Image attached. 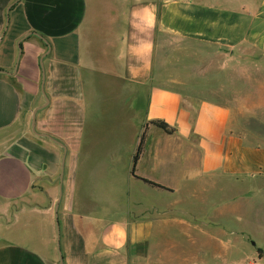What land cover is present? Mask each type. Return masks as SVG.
Here are the masks:
<instances>
[{
	"label": "crops",
	"instance_id": "1",
	"mask_svg": "<svg viewBox=\"0 0 264 264\" xmlns=\"http://www.w3.org/2000/svg\"><path fill=\"white\" fill-rule=\"evenodd\" d=\"M14 1L0 0V37ZM257 2L14 4L0 43V68L13 72L0 71V264H59L61 184L65 264H245L213 213L254 193L264 210V0ZM47 50L50 101L42 106ZM103 86L115 88L112 109ZM37 106V130L67 146L62 182L64 148L32 131ZM111 115L121 118L117 134L138 124L133 143L97 140ZM214 188L224 197L218 206ZM184 241L197 250L178 253Z\"/></svg>",
	"mask_w": 264,
	"mask_h": 264
},
{
	"label": "rangeland",
	"instance_id": "2",
	"mask_svg": "<svg viewBox=\"0 0 264 264\" xmlns=\"http://www.w3.org/2000/svg\"><path fill=\"white\" fill-rule=\"evenodd\" d=\"M257 3L259 5L261 0H258ZM219 60H222L220 56ZM103 92L108 97V100L105 103L106 107H108V109H112L114 106V101L112 98L116 94L115 88L113 86H103ZM106 120L107 127H103L101 131L95 133L97 140L110 141L120 135L122 141L126 142L127 144L133 143L134 134L139 129L137 123L133 124L125 132H119V134H117L115 132V125L119 124L121 118L111 115L108 116ZM213 191L217 194H214L215 196L212 198V203H216L218 206L222 203L223 196L219 194L221 192H219L218 188H214ZM238 193L239 192L237 189L227 191V194H229V196L233 194L235 199L238 198L235 196ZM227 199L229 198L227 197ZM191 209L193 210L192 207ZM2 216L3 215L0 212V219ZM213 216L218 217V220L221 219L226 221L225 223L228 231L225 230V232H228V234L225 236V239L228 244L233 247L235 259L241 260L245 264H261V256L264 255V210L261 208V193H254L250 199L243 200V202H240L232 210L225 213L217 211L213 213ZM10 219L11 214H9V216L7 215L6 217L7 221ZM261 227L263 228L261 229ZM231 229L233 231L232 234L230 233ZM174 233L175 231L171 230V236H173ZM186 239H189V237L186 236ZM196 248L197 247L190 245L187 241H184V243H180L177 252L180 254L185 253L187 256L193 254L195 250H197ZM172 252H175V250ZM194 263L195 262H193V264Z\"/></svg>",
	"mask_w": 264,
	"mask_h": 264
},
{
	"label": "water",
	"instance_id": "3",
	"mask_svg": "<svg viewBox=\"0 0 264 264\" xmlns=\"http://www.w3.org/2000/svg\"><path fill=\"white\" fill-rule=\"evenodd\" d=\"M18 0H15L14 2H12L8 8H7V21H6V25L5 28L1 34L0 37V43L3 40V37L5 36L8 28H9V23H10V16L9 13L12 9V7L14 6V4L17 2ZM33 32H28L25 37L21 38L18 42V47H19V52H18V57H17V62H16V66H15V70L14 72H16L18 70L19 67V62L21 59V55L23 53V46H22V41L24 38H26L27 36L31 35ZM37 34V33H36ZM39 35V34H38ZM49 53V50H47L41 57V67H42V84H41V90L45 96L46 102L44 105L42 106H46L49 103V97L47 95L46 89H45V82H46V69H45V63H44V57ZM1 72H7L3 69L0 68ZM7 73H13V72H7ZM42 106H37L34 111H33V118H32V131L37 134V135H43V136H47L50 139L54 140L55 142H57L58 144H60L63 148H64V154H63V158H62V168H61V174H60V179L61 182L63 181V177H64V172H65V165H66V157H67V146L59 139L53 137L52 135L48 134V133H41L37 130L36 124H37V111L42 107ZM61 196H62V184L60 185V196L57 200V204H56V216H57V224H58V245H59V253H60V258H59V264H65L64 262V257L61 251V246H60V225H59V204L61 201Z\"/></svg>",
	"mask_w": 264,
	"mask_h": 264
},
{
	"label": "trees",
	"instance_id": "4",
	"mask_svg": "<svg viewBox=\"0 0 264 264\" xmlns=\"http://www.w3.org/2000/svg\"><path fill=\"white\" fill-rule=\"evenodd\" d=\"M155 124H157L158 126H160L161 128H163L164 130L168 131V132H171V128L169 127V125L166 123V122H155ZM138 158V155L135 156V161L137 160ZM153 183V182H151Z\"/></svg>",
	"mask_w": 264,
	"mask_h": 264
}]
</instances>
